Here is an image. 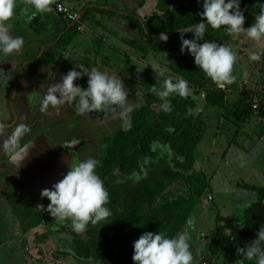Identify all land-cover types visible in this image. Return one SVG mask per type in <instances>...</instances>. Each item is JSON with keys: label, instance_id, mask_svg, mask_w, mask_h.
Listing matches in <instances>:
<instances>
[{"label": "trees", "instance_id": "1", "mask_svg": "<svg viewBox=\"0 0 264 264\" xmlns=\"http://www.w3.org/2000/svg\"><path fill=\"white\" fill-rule=\"evenodd\" d=\"M19 1L22 2L21 8L29 3V0ZM68 1L55 0L52 7L54 9L57 3L66 5ZM89 5L93 7L88 9L69 31L67 28L71 22H67L62 15L58 16V20L53 13L37 14L33 17V9H29L27 14H18L29 22L27 24L36 38L50 32L47 26L51 22L55 23V28L62 26L59 31L61 34L66 31L54 46L45 50L42 60L25 68L26 72L31 70V84H38L33 78L44 71L43 67L45 70L57 67L68 73L73 70L71 66L81 65L75 60L77 65L68 60L61 65L55 60V56L72 44L78 35V26L87 23L89 19L100 26V21L95 19L96 15H99L107 20L122 21L131 27L133 34L123 29L133 38L129 45L140 53V61L147 66H151L149 57L153 61L158 60L160 74L156 73L154 76H160L158 82L161 86L147 73L140 74L135 69L128 68L123 71L131 72L129 83L123 72L118 74L124 82L125 91L129 94L136 91L141 95V106L131 115V130L124 131L121 127L111 142L100 136L104 131V123L111 120L119 111L117 109L81 116L73 106L65 120L57 121H68V125L75 123L73 128L64 126L63 132L67 138L65 139L85 141L77 162L89 158L98 160L97 174L110 194V203L106 206L110 209L111 216L96 225L90 224L83 234L73 231L71 221L57 224L54 218L40 208L43 206L46 209L50 204L49 200H39L23 193V180L12 168L4 165L6 159L1 155L4 145H0V264H30L14 237L16 227L20 228L23 236L31 232L29 242L32 246H44L47 243L54 245L56 253L49 260L42 261L43 264H65L64 260L67 261L66 264H134L133 245L142 234L161 232L168 238L176 237L184 230L186 221L191 218L200 200L211 190L210 179L206 174L191 175L196 162V152L206 128L199 116L191 113L197 105L192 96L205 94L206 105L220 108V117L232 124L237 131L246 125L249 127L255 123H264V87L259 90L256 84L252 88L244 85L239 92L234 89L236 92L232 101H222L218 97L229 95L230 85L219 87L195 65L190 54H181L180 30L201 22L202 0L199 3L198 0H100L99 3L85 4L82 10ZM145 7H149L148 12H145ZM240 9L245 16L244 27H250L255 22L254 15H259L264 9V0H240ZM162 32L171 34L167 42L159 40ZM233 36H229L223 28L217 30L209 27L205 39L219 45L231 46L229 40ZM57 37L40 43L31 39L30 44H36V51L26 60L34 58L43 45L55 41ZM184 38L194 39V36L188 33L184 34ZM237 40L241 43L240 48L253 51L254 42L243 34ZM255 45L258 47L256 51H264V41ZM162 53H167L166 64L159 60ZM84 60L87 63L88 59ZM257 68V77L261 78L264 84V58L257 63ZM78 69L80 70L79 67ZM237 74L234 67L235 77ZM166 78H171L174 82L183 78L188 81L190 88L185 97L175 94L169 97L173 106L170 113L161 110V101L151 92V87L161 88ZM21 82H25V79ZM75 83L86 89L88 78L84 76ZM254 105H257V109H253ZM18 112L21 116L19 124L27 125L28 109ZM57 123L48 124V135ZM262 132L260 131L261 134ZM7 133L8 130L0 133V139L7 136ZM109 144L111 149L100 159V154ZM228 144L231 145L230 142ZM161 150L168 153L169 157L167 161L158 163ZM142 169L147 172V176L136 182L131 177L133 173L143 175ZM241 186L244 190L256 194L252 204L242 214L240 212L236 218L230 220L242 226L241 248L246 249L256 239L260 228H264V186H252L247 183H242ZM39 229L41 233H38ZM228 242L230 241L215 239L218 250L211 251L199 264H223L220 258L227 249ZM38 254L40 255V252ZM236 255L237 264H255V261L248 260L243 254Z\"/></svg>", "mask_w": 264, "mask_h": 264}, {"label": "clouds", "instance_id": "2", "mask_svg": "<svg viewBox=\"0 0 264 264\" xmlns=\"http://www.w3.org/2000/svg\"><path fill=\"white\" fill-rule=\"evenodd\" d=\"M55 0H29L28 5L21 8L19 0H0V53L12 55L19 52L24 46L23 37L11 36L10 21L18 18V14H27L33 9L31 15H44L55 12L52 5ZM201 0H198V3ZM203 12L200 14L201 22L180 30L181 54L187 52L194 58L195 65L219 87L231 85L235 82L234 66L238 56L236 51L227 44L219 45L214 41L206 40L208 28L221 29L229 36L244 35L248 40L259 43L264 41V9L256 16L255 22L245 28V16L240 9V0H202ZM56 13V12H55ZM79 14V13H78ZM78 23V22H77ZM76 23V24H77ZM72 24V23H71ZM191 33L194 39H185L184 34ZM168 35L162 32L159 40L167 42ZM202 42V43H200ZM264 58V51L253 50L248 59L259 63ZM159 60L167 63V53H162ZM69 71L62 78V83L48 88L44 96L43 106L49 104L57 111L69 103H75L77 114L86 115L95 112H108L117 109L122 118V129L130 131L132 119L130 113L133 108L129 106V93L125 91L124 82L119 76H109L96 68L89 70L83 64ZM162 75V73H161ZM88 77V86L83 88L75 82ZM7 79L0 75V84H6ZM190 91L187 80L180 78L175 82L171 78L164 80L163 86L151 87V92L161 101V110L165 113L173 111L169 97L179 95L185 97ZM141 106L139 103L137 107ZM5 126L0 124V133ZM31 129L26 124H19L12 134L5 148L10 150L12 158L17 159L21 152L16 151L15 145L19 138L30 133ZM75 143H79L78 141ZM99 161L89 158L82 162L70 165V170L64 178L55 184L52 189L42 191V198L50 201L46 211L57 224L71 221V227L77 234H83L88 226L106 221L110 216V194L104 186V181L97 174ZM143 175L133 173L131 177L136 182L146 178L147 172L142 169ZM194 220L186 221L185 229L176 237L168 238L165 233L145 232L134 242V264H194L191 251V231ZM238 254H243L255 264H264V228H260L256 239L246 247L238 249Z\"/></svg>", "mask_w": 264, "mask_h": 264}, {"label": "rangeland", "instance_id": "3", "mask_svg": "<svg viewBox=\"0 0 264 264\" xmlns=\"http://www.w3.org/2000/svg\"><path fill=\"white\" fill-rule=\"evenodd\" d=\"M99 1L100 0H69L66 3V6L74 14L78 15L85 4L90 2L99 3ZM148 11L149 7H145V12ZM58 16V13H54V17H56L57 20ZM95 19L100 21V26H97L94 20L91 19H89L87 23L78 26L77 37L64 53L61 51L57 53V59L62 61L68 60L75 63V65H77L75 61H79L87 68L90 66L89 70L96 68L107 73L109 76H118V74L126 69L131 68L135 69V71L140 74L147 73L158 82V77L160 76H154L156 73L158 75L160 74L158 73V60L153 61V59L149 57L148 59L150 60L151 66H147L144 62L140 61V53L135 51V49L129 45L133 38L128 36L124 30L133 34L131 27L122 21L119 22L114 19L107 20L106 17H101L99 15H96ZM16 20L18 23L20 22L19 19L16 18ZM19 25L26 33L24 44L27 45L26 42H28L29 39H37L34 36L33 31L30 30L31 32H28L25 23L20 22ZM61 28L62 26L56 29L51 28V34L48 35L47 40H52L59 36L61 34L59 32ZM15 30L18 32V27H15ZM235 37L237 38L235 39ZM238 38L240 39V36H233L232 39L229 40L230 47L236 51L238 56L237 63L234 66L238 74L234 84L230 85V90L236 89V91L239 92L244 85L252 88L255 84L259 86V90H261L263 89L264 84L261 82L262 79L257 77V62H252L248 59L251 49L240 48L241 43L239 44V41L237 40ZM236 40L237 45H235ZM252 44L254 45L252 49L257 50L258 47L255 43ZM86 58L88 59L87 63L84 60ZM73 69L77 71V66ZM124 74L129 83L132 78L131 72ZM86 78L88 77L86 76ZM158 85L161 86L159 82ZM236 91L230 92L227 96H219L218 98L222 101L230 102L235 98V95L233 94H235ZM204 95L192 96L197 105L191 113L194 116L198 115L200 120L206 125L203 135L204 137H202L203 140L199 143L196 152V162L192 170V176H196L203 172L208 179H212L213 177V181L211 184L212 190L208 191V193H206V195L200 200L191 216L194 220V228L191 231L190 240L191 251L194 256V264H199L202 258L207 257L211 251L214 252L215 250H218L215 246V239L229 240V245L220 260L223 264H237L236 254L238 253H236L237 251L235 250L242 247V241L240 240V229L242 226H239V224L236 225L235 222L229 220L236 218L240 212L242 214L256 199V194L251 192L247 193L240 189H236L235 191L231 189L229 190L231 187L226 185V183L231 176V182H234L235 173L232 172L230 177L226 176L228 171L231 173V169L228 165L226 166V164L223 163L222 158L224 157L225 150H230V153L233 155V161H231V163L235 166H240L243 162L248 160L252 161L256 158L257 156L246 155L245 152H249L248 154L251 153L250 150L253 152V149L257 144L256 133L263 131L262 133L264 134V123H259V125L256 126L257 130L252 128L248 129V125H246L238 130V132L232 124L227 120L224 121L223 118L220 117V108H212L206 105ZM140 96L141 95L136 93V91H134L133 94H129L128 103L129 106L133 108L130 115H133L136 112ZM104 126V131L100 137L105 140L108 139V141L111 142L117 130L122 127L120 112L118 111L114 114L109 122L104 123ZM60 131L64 130L58 127L54 129L53 133L56 139L61 138ZM213 136L215 137L214 141H212ZM65 138L66 134L64 133L62 139L59 141L62 142ZM66 139L64 141H67ZM229 142H234L238 146L240 145L242 149L236 148L233 144L228 147ZM74 145L75 146H71L69 151L77 154V146H79V143H74ZM102 149L104 150V146H102ZM110 149L111 146L109 144L108 148L100 154V159L105 157ZM209 149L210 153L208 151ZM262 150L264 151V147ZM168 157V153L161 150L158 163L167 161ZM75 163L76 161L74 164ZM244 177L248 183L256 185L257 183L262 184L261 181L259 182L257 179L252 180V176L244 175ZM258 179L264 181V176H261ZM242 183L246 182L241 181L238 183V186L241 187ZM33 189H37L36 184H31V193L35 192L36 198L42 200L41 192L37 193V191H33ZM217 219L220 221V226L217 225ZM16 229L17 231L14 237L18 240L17 243L20 244L22 252L27 255V260L30 264H43L42 261L49 260L56 253V249L52 243H47L44 246H32L29 242L31 240V232L23 236L20 233V228L16 227ZM217 230H219V235L216 233ZM37 231L38 233H41V229ZM209 244H211V246H209ZM39 252L40 255L38 254ZM32 259L36 260L32 261ZM63 263L66 264L67 261L64 260Z\"/></svg>", "mask_w": 264, "mask_h": 264}, {"label": "flooded vegetation", "instance_id": "4", "mask_svg": "<svg viewBox=\"0 0 264 264\" xmlns=\"http://www.w3.org/2000/svg\"><path fill=\"white\" fill-rule=\"evenodd\" d=\"M31 40H28L27 46H30ZM47 43L45 45H43L40 49H39V53L40 54L41 50L43 47L47 46L43 52H42V56L39 60H37L36 62H32L38 55H36L34 58L26 60V58L29 55H26V57L24 59H21L20 63L14 67L13 70V77L10 80V93L8 94V96L6 97V104H7V117L6 119H2V121L0 122V124H3L5 126L4 130H8L9 133H7V136H5L4 138L0 139V144L4 145L3 151H2V156L4 157V159H6V163L4 164L7 168H12V170L14 171V173H16L17 175H20L16 169L11 166L10 162L13 161L12 155L10 154V150L5 148V144L9 143V141L11 140L12 134L15 131V128L19 125L20 121H21V116L19 115L18 111H23L25 112V110L28 109V113L26 117L28 119L27 121V126L31 129L30 133L26 134L25 136L21 137L18 139L17 144L15 145V149L16 151L21 150V148L23 149L26 146L31 145V143L33 141H35V139H40L43 140L50 148L54 149V150H59L60 148H66V145H74L75 142H79V146H77V154L70 152L68 150V148L66 150H68L72 155V160H71V165H74V162L76 161L77 163V159L80 153L81 148L84 146L85 141H81V140H72V141H62L60 142L59 140L62 139L64 132L60 131V137L59 139H56V137L54 136V129L55 128H62L64 130V126H67L68 128H73V126L75 125V123L69 124L68 125V121L67 122H61L57 123L58 120H65L66 117L70 114L71 110L73 109V106L76 107L75 103H69L66 104L62 107V109L60 111L57 112H52L51 111V107L52 105L49 104L47 108H45L43 106V101L40 104V109L38 111H34L33 110V105L31 104V108H30V104L28 102V100L26 99L27 94L29 93H33L34 91H43V87L45 85L44 80L46 78H48V76L55 70H59L60 72H63L65 74H67L65 71H62L59 68H54L51 70L44 68V71L37 77H34V81L36 83H38L37 85H33L31 84V70L26 72L25 68L28 66H31L34 63L39 62L40 60H42L44 58V52L45 50H47V48L52 47ZM55 45V44H54ZM53 45V46H54ZM32 46V45H31ZM64 53V51H62ZM31 53H33V51L31 50ZM30 53V55H31ZM55 60L58 61L59 64H64V61L62 60H58L57 59V55L55 56ZM32 62V63H31ZM75 68V66H71V69ZM40 69V68H39ZM90 69V68H89ZM77 71H80L77 67ZM26 74V76L24 77V75ZM23 79H25V82H21ZM21 82V83H20ZM22 93V95H21ZM33 96V95H32ZM36 101H39L42 98L36 97L35 96ZM14 108V111L17 115V122L13 125V121H14V115L12 113V106ZM77 118V117H76ZM50 123H57L55 125V127H52V130L50 131V135H48L47 133L49 132L50 129H48V124ZM33 124H35V126H33ZM35 127V128H34ZM77 144V143H75ZM70 170V169H69ZM21 176V175H20ZM25 186V184L23 183V187Z\"/></svg>", "mask_w": 264, "mask_h": 264}, {"label": "crops", "instance_id": "5", "mask_svg": "<svg viewBox=\"0 0 264 264\" xmlns=\"http://www.w3.org/2000/svg\"><path fill=\"white\" fill-rule=\"evenodd\" d=\"M19 4L21 6L22 2L19 1ZM54 13L55 12H53V14ZM44 17H46V16H44ZM24 18L18 15L17 19H19L20 22H23L27 25L26 27L28 28V32L30 33L31 29L29 28V26L27 24L29 22H26V19L24 20ZM20 22L18 23L16 18H14L12 21H10L12 27L10 29L9 34L13 37H23V39H25L26 33L21 29V27L19 25ZM15 27H18V30H19L18 32L15 30ZM55 27H56L55 23H53V22L49 23L47 26V28L50 29L49 31H51V28L56 29ZM49 34H51V33L48 32V33L42 35L41 37H39L37 39H33V41L37 42V43L46 41ZM29 40H31V39H29ZM35 46H36V44L26 47V44H24L23 48L19 52L14 53L12 55H4V54L0 53V75H4V78L7 79L6 84H0V122L2 121V119H6V117H7V104H6L5 99L8 96V94L10 93V80L13 77L14 67H16L20 63L21 59H24L26 57V55H30L31 50L33 52L36 51ZM65 75H66L65 73L60 72L59 70H55L48 76V78H46L44 80L45 85L42 89L43 90L42 92L41 91L40 92L34 91L32 94L31 93L27 94L26 99L28 100V102L30 104V108H31V104H32L33 110L38 111L40 109V104L44 100V96L47 93L48 88H50L51 86H54L55 84L62 83V78ZM233 91L234 90L231 89V90H229V93L233 92ZM35 96L42 98V99H40L39 101H36ZM51 111L57 112V110H56V108H54V106L51 107ZM257 125H259V123H255V126L248 127V129L252 128V129L257 130V127H256ZM249 131H252V130H249ZM256 136H257V139H256L257 144L254 147V149L252 148L253 152H252V150H250L251 151L250 154H248L249 152H245L246 155L257 156L252 161L248 160L246 162H243L240 166H235L234 164L231 163V161H233V158H232L233 155L230 153V150H225V154H224V157L222 158V161L224 164H226V166L228 165V167L231 169V173H229V171H228L226 176L230 177L232 175V172L235 173L234 182H231V177H232L231 176L229 178L228 182L226 183V185L231 187V188H229V190L231 189V190L235 191L236 189H240V190L248 193V191H246L242 188L243 186H241V187L238 186V183L241 181H245L247 184H251L252 186L253 185L256 186V184L248 183L247 180L245 179L244 175L252 176L253 177L252 180L257 179V181H259V182L261 181L262 184L257 183V186H264V181L258 179L261 176H264V163H263L264 151L262 150L264 147V134H261L259 131L256 133ZM214 138L215 137L213 136L212 141H214ZM248 138H250V137H248ZM202 140L203 139H201V141ZM240 142H242V141H240ZM240 142H239V144H240ZM243 142H244V140H243ZM232 144L236 148L242 149V147L240 145L238 146L234 142H232L231 145ZM231 145L228 144V147H230ZM66 146H67L66 149L68 148V150H70L71 146H73V145H66ZM255 149H257V150H255ZM21 150H23V149L21 148ZM68 150H66L68 153L72 152V151L69 152ZM208 151L210 153V149ZM23 154L24 153L22 151L20 156L15 160L13 159V161L10 162V164L21 175L23 183L25 184V186L23 187V193L26 196L31 197V196H35L33 193H31V170H30L31 159L29 161L28 158L26 159ZM56 162L58 165H61V166L64 165V161L62 159H59ZM191 175H193V174L191 173ZM25 177H27V178H25ZM212 181H213V177H212V179H210V189L211 190H212V186H211ZM217 223H218L217 225H219V223H220V221L218 219H217ZM216 233H217V235H219V230H217ZM202 237H204V236H202Z\"/></svg>", "mask_w": 264, "mask_h": 264}, {"label": "water", "instance_id": "6", "mask_svg": "<svg viewBox=\"0 0 264 264\" xmlns=\"http://www.w3.org/2000/svg\"><path fill=\"white\" fill-rule=\"evenodd\" d=\"M92 7L93 6L89 5L85 9L80 11L78 14V19H81L85 12ZM107 9L111 10L110 7H107ZM254 16L256 17V15ZM75 26V22L70 24L67 28V31L71 30ZM65 33L66 31L60 34L57 39L49 45L53 46ZM46 47L47 46L42 48L40 54L32 62H36L41 58L42 52ZM11 106L12 113L14 115V125L17 122V115L14 111L13 105ZM23 153L26 159L28 158L29 161L31 159V184L35 185L36 183L37 189H33V191H37V193H42V191L45 189L53 188L55 184L60 182L64 178V176L67 175L70 169L72 155H70V153L66 151V148L54 150L50 148L43 140L35 139V141L31 143V145L23 148ZM59 159H62L64 161V165L61 166L57 164L56 161ZM33 194L35 195L36 193L34 192Z\"/></svg>", "mask_w": 264, "mask_h": 264}, {"label": "built area", "instance_id": "7", "mask_svg": "<svg viewBox=\"0 0 264 264\" xmlns=\"http://www.w3.org/2000/svg\"><path fill=\"white\" fill-rule=\"evenodd\" d=\"M54 11L56 13H58L59 15H62L63 18L67 21V22H71V23H77L78 22V15L74 14L66 5L61 4V3H57L54 6ZM204 95V94H203ZM205 97V96H204ZM253 109H257V105L253 106Z\"/></svg>", "mask_w": 264, "mask_h": 264}]
</instances>
